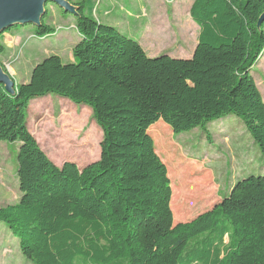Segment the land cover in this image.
I'll use <instances>...</instances> for the list:
<instances>
[{
  "label": "trees",
  "instance_id": "1",
  "mask_svg": "<svg viewBox=\"0 0 264 264\" xmlns=\"http://www.w3.org/2000/svg\"><path fill=\"white\" fill-rule=\"evenodd\" d=\"M66 2L75 12H61L80 36L73 61L45 58L14 94L0 84V142L18 144L21 193L0 208V223L22 256L32 264H264V176L243 178L212 209L175 224L167 167L148 132L160 120L181 134L232 115L264 162V101L250 73L264 50V1L194 0L189 59L149 58L101 24L94 7L85 14L84 1ZM49 3L33 25L40 38L54 34L43 22ZM49 95L91 110L102 131L99 160L57 167L41 150L27 110Z\"/></svg>",
  "mask_w": 264,
  "mask_h": 264
},
{
  "label": "rangeland",
  "instance_id": "2",
  "mask_svg": "<svg viewBox=\"0 0 264 264\" xmlns=\"http://www.w3.org/2000/svg\"><path fill=\"white\" fill-rule=\"evenodd\" d=\"M72 1H84L85 14L94 7L98 18L99 12L106 15L104 25L119 24L122 33L136 40L149 58L192 57L198 37V27L189 14L194 0ZM61 9L53 3L46 7L43 22L54 34L37 37L36 27L27 24L0 36L5 50L0 66L15 84L28 79L32 67L49 56H58L64 63L70 59L80 36L73 27L74 18L65 16ZM250 73L264 101V50ZM157 123L164 124L161 120ZM157 123L151 127L159 129L152 130L151 136L156 154L167 167L175 224L189 222L212 209L243 178L264 176L258 147L242 121L232 115L209 123L205 129L181 134H173L166 124L169 131ZM27 125L41 150L57 167L72 162L82 169L99 160L102 131L86 106L56 95L32 100ZM17 149V143L0 142V208L15 205L21 197ZM0 264H32L22 256L19 240L3 223Z\"/></svg>",
  "mask_w": 264,
  "mask_h": 264
},
{
  "label": "water",
  "instance_id": "3",
  "mask_svg": "<svg viewBox=\"0 0 264 264\" xmlns=\"http://www.w3.org/2000/svg\"><path fill=\"white\" fill-rule=\"evenodd\" d=\"M48 1L61 7L66 12H75V8L64 0H0V34L12 26L27 24L39 26L45 13L44 7ZM263 22L264 14L259 20V25ZM0 84L4 85L7 93L14 94L15 83L1 66Z\"/></svg>",
  "mask_w": 264,
  "mask_h": 264
},
{
  "label": "crops",
  "instance_id": "4",
  "mask_svg": "<svg viewBox=\"0 0 264 264\" xmlns=\"http://www.w3.org/2000/svg\"><path fill=\"white\" fill-rule=\"evenodd\" d=\"M72 2H74V1H72ZM95 18L101 23V24H104V19H106L105 18V16H103V14H101L100 12H99V18L97 17V15H96V13H95ZM118 25L119 24H115V25H113V26H115L116 28H119L118 30H120L121 32H123V30L120 28V27H118ZM5 34V33H4ZM3 34V35H4ZM5 51V50H4ZM73 61V59H72V54H71V57H70V59L68 60V62H72ZM35 66V65H34ZM33 66V67H34ZM33 67H32V69H33ZM32 69H31V71H30V73H29V77H28V79H25V81H22V82H20L19 84H22V83H27L28 81H29V79H30V76H31V72H32ZM157 126H160L161 128H163V129H166L167 131H169V129L164 125V124H162V123H157L156 124ZM159 128H156V129H153V127H151L149 130H148V132H149V134H150V136H151V131L152 130H154V131H157ZM152 137V136H151Z\"/></svg>",
  "mask_w": 264,
  "mask_h": 264
}]
</instances>
